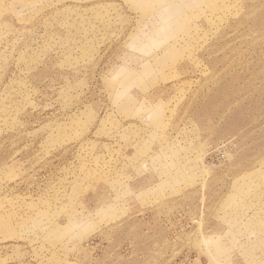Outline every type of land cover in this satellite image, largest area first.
<instances>
[{
  "label": "rangeland",
  "instance_id": "374dc122",
  "mask_svg": "<svg viewBox=\"0 0 264 264\" xmlns=\"http://www.w3.org/2000/svg\"><path fill=\"white\" fill-rule=\"evenodd\" d=\"M0 264H264V0H0Z\"/></svg>",
  "mask_w": 264,
  "mask_h": 264
}]
</instances>
